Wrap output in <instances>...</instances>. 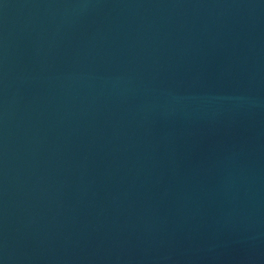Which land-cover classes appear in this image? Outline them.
<instances>
[{"label":"water","instance_id":"95a60500","mask_svg":"<svg viewBox=\"0 0 264 264\" xmlns=\"http://www.w3.org/2000/svg\"><path fill=\"white\" fill-rule=\"evenodd\" d=\"M0 264H264V0H0Z\"/></svg>","mask_w":264,"mask_h":264}]
</instances>
